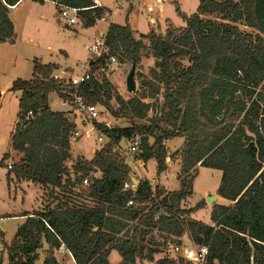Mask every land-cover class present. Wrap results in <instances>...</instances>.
<instances>
[{"label": "trees", "instance_id": "trees-1", "mask_svg": "<svg viewBox=\"0 0 264 264\" xmlns=\"http://www.w3.org/2000/svg\"><path fill=\"white\" fill-rule=\"evenodd\" d=\"M20 1L0 0V44L15 40L9 13ZM51 1L78 9L83 28L111 12L95 7V0ZM197 1L191 15L174 2L183 26L171 25L164 33L151 28L143 36L154 68L148 78L139 75V90L153 104L137 96L121 98L104 74L98 77L95 65L88 80L74 84L55 76L57 64L34 59L31 78L13 81L10 90L19 92V111L11 148L21 158L6 182L9 187L12 173L46 190L48 201L42 210L21 214L24 221L11 242L3 243L0 264L3 253L7 264H37L41 252V264H59L54 253L61 245L74 264H110L113 252L118 264H176L155 256L168 243L184 240L207 247L204 264H264V0ZM104 38L115 58L136 67L141 41L128 24L110 23ZM51 93L70 103L79 97L131 123L111 130L96 124L106 142L90 160H72L69 139L77 122L49 107ZM158 100L148 124L136 123L147 119ZM134 136L140 138L138 159L153 160L157 177L167 171L168 158H180L178 190L141 179L134 190L124 188L132 183L131 169L113 146ZM177 137L183 144L168 156L164 142ZM7 158L0 159V167H6ZM197 167L221 172L216 194L228 201L212 207L210 224L191 218L204 203L183 206L192 194L189 175ZM178 263L192 264L181 257Z\"/></svg>", "mask_w": 264, "mask_h": 264}, {"label": "rangeland", "instance_id": "rangeland-1", "mask_svg": "<svg viewBox=\"0 0 264 264\" xmlns=\"http://www.w3.org/2000/svg\"><path fill=\"white\" fill-rule=\"evenodd\" d=\"M220 1V0H216ZM113 12L112 21L117 24H128L134 39L141 41L139 49V62L135 67L134 80L136 91L128 93L126 90V76L130 71L132 62L126 60L123 63L116 57L117 62L110 66L104 76L110 81L115 92L123 99L139 97L143 102L154 103L153 99L142 98L139 90L141 78L143 75L148 78L151 70L154 68V59L148 50V41L143 37L153 28L159 33L173 25L175 27L183 26V22L175 12L174 2L179 4L180 10L185 15H191L196 12L198 6L197 0H98ZM42 14L44 19H39ZM10 19L15 27L14 48L10 44L0 46V159L7 154L5 162L11 165L20 163L21 154L14 152L11 148V134L14 131L18 115V97L19 92L10 90L12 82L16 79L28 80L32 75L33 60L37 59L42 64L56 63L67 69L57 72L64 79L77 78L84 69L81 67V61L91 59L88 47L99 37L101 32L106 30L110 22L111 12L107 15L106 22H97L94 28H83L78 22L66 27L54 5L32 0L25 1L19 8L9 13ZM209 18V16H206ZM241 29L247 28L242 27ZM30 38L33 40L30 41ZM2 47V48H1ZM5 47V48H4ZM64 72V73H63ZM56 73V72H55ZM101 73L97 72L98 77ZM100 78V77H99ZM50 105L55 111H67L77 122V127H88L90 121L85 114L79 115L73 103L62 102L55 93H51L49 98ZM159 100L148 112L147 119L137 121L136 123L148 124V120L153 117L159 108ZM114 110L117 109L115 101L111 102ZM100 112L99 119L110 122L113 127H127L130 121L124 117H113L111 112L98 106ZM164 126V124H161ZM106 138L101 143L95 138L83 137L70 144L72 160L81 156L90 160L95 151L106 142ZM140 141V138L137 137ZM183 138L177 137L166 141V150L168 156L174 153L183 144ZM130 141H121L123 148L128 147ZM90 149L94 153L90 154ZM82 153L83 155H79ZM121 157L131 169V177L134 179L148 180L152 187L161 183L167 191L179 189L177 175L180 172V158L167 159L168 169L160 176H156V165L153 160L143 163L138 159L137 154H122ZM71 166V161L66 163ZM10 171V170H9ZM8 169L0 167V232L3 238H0V251L3 249V243L9 244L13 239L17 228L22 224L21 214L23 212H32L33 210L43 209L48 201V194L38 185L27 181H18L10 173L9 187L6 182ZM189 177L192 179V194L183 201L185 208L194 207L198 203H204V206L196 211L191 218L201 221L204 224H210V212L214 205H227L228 201L219 197L216 190L219 186L221 172L216 169L197 167ZM159 178V180H158ZM160 185V186H161ZM210 197H215L213 203L209 202ZM186 241V240H184ZM58 253V252H57ZM60 253V252H59ZM57 255L60 264H74L67 252ZM175 259L178 263L179 256L162 252L157 257ZM45 253L41 252L37 264H41ZM156 258V256H155ZM120 257L116 252L111 253L109 257L110 264H116ZM7 264V255L3 253V263ZM144 264H153L145 262Z\"/></svg>", "mask_w": 264, "mask_h": 264}, {"label": "built area", "instance_id": "built-area-1", "mask_svg": "<svg viewBox=\"0 0 264 264\" xmlns=\"http://www.w3.org/2000/svg\"><path fill=\"white\" fill-rule=\"evenodd\" d=\"M51 1V0H49ZM55 8L58 9L59 17L67 23V25H74L78 23V9L67 7L59 2H53L51 1ZM95 7H99V5H95ZM107 14H105L99 21L100 22H106ZM105 34H101L94 43L91 44L90 47H88V51L90 54L91 59L86 61L85 63H81V67L83 72H81V75L77 78H71L72 82L74 84L81 83L85 80H88L91 76V67L92 65H95L96 70L101 74H106L109 67L114 65L117 62V59L113 54L110 53L109 49L107 48L105 44ZM90 62L92 64L90 65ZM72 103L76 107V111L79 115L82 113L87 116V119L90 121V124L88 127L84 128L81 126V128L76 127L74 132L72 133L69 143L72 144L73 142H76L78 139H81L83 137H94L95 140L99 143L103 141L104 138H106L102 132V130L99 129V127L96 124H100L103 127V130H111L114 127L110 124V122L106 120H100L99 115L100 112L98 110V107L95 105H85L83 101L76 96H73ZM107 140V139H105ZM113 150L118 152L120 155L122 154H137L140 151V141L137 139L136 136H134L130 142L128 147L123 148L121 145V142L118 144H115L113 146ZM11 163L6 164V168L8 170L11 169ZM84 184L87 183L86 180L83 181ZM135 183H125L124 188H130L132 190L135 189ZM132 201H128L127 205H132ZM60 253H65L68 251L65 249L63 245L60 246L58 249ZM165 253H170L174 256H179L182 259L191 262L192 264H204L207 259L208 255V249L205 246H196L189 243H181L180 245H174L171 243H168L165 247Z\"/></svg>", "mask_w": 264, "mask_h": 264}, {"label": "crops", "instance_id": "crops-1", "mask_svg": "<svg viewBox=\"0 0 264 264\" xmlns=\"http://www.w3.org/2000/svg\"><path fill=\"white\" fill-rule=\"evenodd\" d=\"M25 1H28V0H21L20 2H19V4L18 5H16V6H14V7H12L11 8V10L10 11H12V10H16L17 8H19ZM32 1H35V0H32ZM35 2H40V1H35ZM40 3H42V5H44L45 3H51L52 5H54L51 1H49V0H42V2H40ZM95 3L97 4V5H99V6H102V7H105V8H107L106 6H104L103 4H101L100 2H98V0H95ZM54 9H56L55 8V5H54ZM108 9V8H107ZM112 15H113V12L111 11V17H110V22L107 24V26H106V30L104 31V32H101L100 33V35L101 34H105L106 33V31H107V29H108V26H109V24L110 23H114L113 21H112ZM38 17H39V19H44V16L42 15V14H39L38 15ZM13 23V22H12ZM115 24H117V23H115ZM95 26H97V24L95 25ZM95 26H93V28L95 27ZM13 27H14V25H13ZM66 27H70L69 25H67L66 24ZM179 27V26H178ZM92 28V27H91ZM14 32H15V27H14ZM99 35V36H100ZM33 39L32 38H30V41H32ZM15 41V40H14ZM6 45V43H3V44H0V46H5ZM10 44V43H9ZM2 48V47H1ZM5 48V47H4ZM10 48H11V50H12V48H14V44H10ZM2 53V51H0V54ZM81 63H85L84 61H81ZM54 64H56V63H54ZM58 66H59V70L60 71H66L67 69H70V67H68V68H63L62 66H60L59 64H57ZM64 73V72H63ZM66 74H67V71H66ZM55 76H57V77H60V78H62V76L56 71V73H55ZM30 79V78H29ZM15 81V80H14ZM13 83V82H12ZM50 96H51V94L49 95V97H48V103H49V107L52 109V107H51V105H50V101H49V98H50ZM60 99V98H59ZM61 100V99H60ZM62 102H63V100H61ZM53 110V109H52ZM63 112H67V111H63ZM173 139V138H172ZM170 140V139H169ZM167 141V140H166ZM166 141L164 142V145L166 144ZM166 146V145H165ZM182 146V145H181ZM180 146V147H181ZM178 150V149H177ZM94 153V149H90V154H93ZM79 155H83L82 153H80ZM131 179H132V181H133V183H135V181H137L136 179H134V178H132L131 177ZM158 180H159V178H158ZM160 185H161V183H160ZM161 186H163V185H161ZM164 187V186H163ZM167 191H169V190H167ZM173 191H175V190H173ZM37 210H40V209H37ZM37 210H33V211H37ZM23 221H24V218H22V223H23ZM184 243H188L187 241H185ZM58 252V253H57ZM55 257H57V255L58 254H60L59 253V251L58 250H56L55 251ZM64 254H66V253H64ZM68 254V256H69V258H70V260L74 263V261H73V258L71 257V255L69 254V253H67ZM161 254V253H160ZM158 256V255H157ZM156 256V258H155V261H157V260H159V259H161L160 257H157ZM110 257V256H109ZM57 259V258H56ZM58 261V260H57ZM59 262V261H58ZM120 262V261H119ZM118 262V263H119ZM118 263H116V264H118ZM145 262H141V263H138V264H144ZM59 264H60V262H59Z\"/></svg>", "mask_w": 264, "mask_h": 264}, {"label": "water", "instance_id": "water-1", "mask_svg": "<svg viewBox=\"0 0 264 264\" xmlns=\"http://www.w3.org/2000/svg\"><path fill=\"white\" fill-rule=\"evenodd\" d=\"M92 62H90V65ZM134 75H135V64L133 63L131 65L130 71L128 72L126 76V90L128 93H134L136 91V84L134 80ZM137 184V181H135V185ZM215 197H210L209 202L213 203L215 201Z\"/></svg>", "mask_w": 264, "mask_h": 264}]
</instances>
